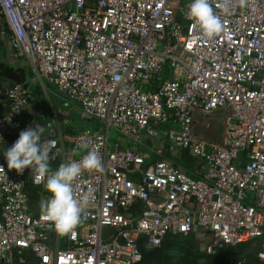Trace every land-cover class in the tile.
<instances>
[{
    "label": "built area",
    "instance_id": "obj_1",
    "mask_svg": "<svg viewBox=\"0 0 264 264\" xmlns=\"http://www.w3.org/2000/svg\"><path fill=\"white\" fill-rule=\"evenodd\" d=\"M190 3L0 0V35L12 58L26 61L83 119L105 126L68 134L60 122L29 123L26 109L42 98L24 82L0 90L8 102L0 113L4 152L21 131L43 126L42 140L56 141L50 163L62 151L63 161L79 160L86 150L78 145L88 142L105 167L80 178L77 194L92 187L95 201L73 233L59 235L30 209L27 187L43 183L30 168L9 170L0 154V264H137L140 238L153 250L168 234L193 232L211 234L210 255L260 239L264 261V0L254 8L234 0L211 41L197 38L185 16ZM220 109L227 111L222 142L194 136L196 111ZM111 129L130 144L111 141ZM146 141L157 157L143 149ZM164 144L201 161V177L158 158ZM136 205L139 213L128 214Z\"/></svg>",
    "mask_w": 264,
    "mask_h": 264
},
{
    "label": "clouds",
    "instance_id": "obj_2",
    "mask_svg": "<svg viewBox=\"0 0 264 264\" xmlns=\"http://www.w3.org/2000/svg\"><path fill=\"white\" fill-rule=\"evenodd\" d=\"M233 3L234 0H191L185 16L199 29L197 38L214 40L224 30L222 15L231 10ZM235 3L241 8L255 7V0H235ZM44 132L43 126L21 131L4 156L9 170L23 174L26 168H30L35 173L34 183H43L50 198L39 202L41 218L57 234L67 235L87 218V209L95 201L92 187L77 194L78 181L85 172L103 173L105 167L99 151L90 149L89 143L83 142L78 148L86 151L79 160L66 161L53 170L50 153L56 141L42 140Z\"/></svg>",
    "mask_w": 264,
    "mask_h": 264
},
{
    "label": "crops",
    "instance_id": "obj_3",
    "mask_svg": "<svg viewBox=\"0 0 264 264\" xmlns=\"http://www.w3.org/2000/svg\"><path fill=\"white\" fill-rule=\"evenodd\" d=\"M8 41V40H7ZM3 40H0V49H3L4 52L7 54V56L10 57V59H12L11 56V51L9 49V43L7 44V46L5 47ZM5 54V57H6ZM23 65H21L22 63L15 64L14 61L12 60V62L7 65L6 63H2L1 61V55H0V90L1 89H6L11 87L13 84H15V81L13 80L11 74L13 73H19L22 79V82L26 83L27 86L34 91L35 93H37L41 98L42 101L41 103H32L27 109H26V114H25V119L31 123L32 121H36L39 123H43L45 120L48 121H52L55 123L60 122L61 125H66L68 124V121L66 119V117H57L55 114L56 113V102L53 103L54 100H56V97L58 98V101H65L62 100L61 97L58 95V93L56 92V89L48 84L42 83L41 81H39L38 85H35L32 80H29L28 78V63L24 60H20ZM32 69V68H31ZM20 70V71H19ZM33 70V69H32ZM34 72V71H33ZM37 77V76H35ZM47 88V90H46ZM44 90V93L46 94V96L42 93V91ZM48 98V99H47ZM58 104V102H57ZM75 106L74 103H72L71 101H65L64 106ZM8 107V102L6 101L5 98L0 96V113H3L7 110ZM75 108L79 107L75 106ZM223 110V109H221ZM80 112V111H79ZM78 112V113H79ZM217 111H214V113H216ZM223 112L226 113L227 115V111L223 110ZM213 113V112H212ZM80 114V113H79ZM200 114H209V113H203L201 111H196L195 115H194V120L197 117H200ZM81 117V115H80ZM81 119H83L81 117ZM84 121H92V120H87V119H83ZM193 120V123H194ZM226 122L225 121L222 122L221 125H217V124H213V123H209L206 125V127L204 128H198L197 130V136L196 134H193L194 136L198 137V138H202V139H207V140H213L216 142H222L223 137H224V127L223 124ZM61 125L58 128L60 132H63L61 130ZM91 126H93V128L91 127L90 129H94V130H99L97 128L94 127L93 123H91ZM33 128V127H32ZM82 130L79 129L78 131ZM102 130V129H101ZM205 131V134H202V131ZM76 131V132H78ZM74 132V133H76ZM64 133H68V134H74V133H69V132H64ZM118 141L120 144L124 145H128L130 144L128 141H126L125 139L121 138L120 136H117V138H115L116 142ZM163 151H162V155L158 158H167V159H172L173 163L179 167L180 169L184 170L185 172H187L189 175H191L194 178H198L201 177L202 173H203V164L201 161H198L195 159L194 165L192 167H189L187 163H185L183 161L182 157V152L186 151V150H176V151H171L167 145H163ZM5 149V144L4 143H0V154H2L4 152ZM67 149V148H66ZM143 149L145 151H147L151 157H157L155 151L156 149L153 148L152 144L150 141H146ZM65 151V150H64ZM189 154V153H188ZM190 156V155H189ZM66 155L65 153L62 151L60 152L59 156L57 157V159L53 160L51 162V167L53 170H55L56 168L59 167V165L61 163H64L65 161H63L65 159ZM27 190L29 192V197H30V206L34 212H40L39 210V202L42 199H47L50 198V193H48L45 189L44 186L43 187H37V186H32V185H28ZM133 209V208H132ZM197 233V232H195ZM198 234V233H197ZM253 247L255 248L256 252H259V250L261 249V240L260 239H256V240H251ZM49 243H54V238L50 237ZM201 242L199 244L200 249L203 251L204 248H202L201 246ZM28 257L29 253L27 254Z\"/></svg>",
    "mask_w": 264,
    "mask_h": 264
},
{
    "label": "trees",
    "instance_id": "obj_4",
    "mask_svg": "<svg viewBox=\"0 0 264 264\" xmlns=\"http://www.w3.org/2000/svg\"><path fill=\"white\" fill-rule=\"evenodd\" d=\"M201 125H203L202 120L197 117L193 123L194 134ZM181 158L189 167L194 165L195 159L191 158L187 151L182 152ZM137 213H139L138 205L128 212L130 215ZM144 240L143 237L138 241L143 258L137 264H264V261L257 257L258 252L255 251L251 241L229 246L217 254L210 255L200 249V237L195 232L188 235L168 234L160 246L153 250L144 249ZM31 261H33L32 257H28L27 262Z\"/></svg>",
    "mask_w": 264,
    "mask_h": 264
},
{
    "label": "rangeland",
    "instance_id": "obj_5",
    "mask_svg": "<svg viewBox=\"0 0 264 264\" xmlns=\"http://www.w3.org/2000/svg\"><path fill=\"white\" fill-rule=\"evenodd\" d=\"M0 40L4 41L3 43L6 47L8 44L7 38L0 35ZM5 54L6 53L4 52V50L0 49V55H1L2 63H6L7 65H9L12 62V60L14 61L15 64H18V65L20 63H22L20 60H15L13 58L10 59V57L7 56V54L5 57ZM21 65H23V63ZM27 69H28L29 80H32V82L35 85H38L39 79H38V77H35V76H37L36 73L33 72L31 67H28ZM22 85L24 87L27 86L26 83H24ZM46 90H47V88H46ZM42 93L46 96V94L44 93V90L42 91ZM55 102H56V113L55 114H57L56 116L57 117H66V119L68 121V124H66L65 126L61 125V130L63 132L74 133L81 128L82 129L91 128V127L93 128V126H91V123H93L95 128H97V129L100 128V129L104 130L105 126L99 121H95V120L84 121L83 119H81L80 114L78 113L79 110H78V108H75V106H72V105L69 106L68 105L66 107V106H64L65 101L59 102L57 97H56V100L53 101V103H55ZM57 102H58V104H57ZM199 118L202 120V124H203L199 128H203V127L205 128L206 125L209 123L221 125L222 122L225 121V119L227 120V115L225 112H223V110L220 109V110H217L216 113L213 112V113H209V114H205V115L200 114ZM202 134L203 135L205 134L204 130L202 131ZM117 136H120V135L115 130L111 129L110 133H109V137H110L111 141H115V138H117ZM79 154H80V151H77V150L74 151V156H76V158ZM212 240H213V238H212L211 234H208L206 239H202L200 237V242L202 243L201 244L202 248L205 247L206 243H211Z\"/></svg>",
    "mask_w": 264,
    "mask_h": 264
},
{
    "label": "water",
    "instance_id": "obj_6",
    "mask_svg": "<svg viewBox=\"0 0 264 264\" xmlns=\"http://www.w3.org/2000/svg\"><path fill=\"white\" fill-rule=\"evenodd\" d=\"M11 76H12L13 80L15 81V83H23L19 73L16 74V73L12 72Z\"/></svg>",
    "mask_w": 264,
    "mask_h": 264
},
{
    "label": "bare ground",
    "instance_id": "obj_7",
    "mask_svg": "<svg viewBox=\"0 0 264 264\" xmlns=\"http://www.w3.org/2000/svg\"><path fill=\"white\" fill-rule=\"evenodd\" d=\"M177 71H179L178 68H177ZM177 71H176V72H177Z\"/></svg>",
    "mask_w": 264,
    "mask_h": 264
}]
</instances>
